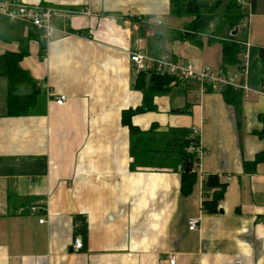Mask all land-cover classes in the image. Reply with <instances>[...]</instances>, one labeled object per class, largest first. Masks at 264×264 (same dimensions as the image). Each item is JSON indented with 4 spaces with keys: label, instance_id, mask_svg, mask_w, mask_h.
Returning a JSON list of instances; mask_svg holds the SVG:
<instances>
[{
    "label": "crops",
    "instance_id": "obj_1",
    "mask_svg": "<svg viewBox=\"0 0 264 264\" xmlns=\"http://www.w3.org/2000/svg\"><path fill=\"white\" fill-rule=\"evenodd\" d=\"M0 2L71 12L44 55L34 27L0 14V55L19 52L23 39L21 65L40 90L31 114L10 116L0 74V264H170L172 257L175 264H264V161L245 168L264 152V0L248 6L235 29L243 70L223 65V37L208 43L211 34H200L202 44L176 37L191 16H178L187 25L163 35L165 21L177 16L170 0ZM164 39L173 41L172 52ZM135 51L224 69L248 88L236 109L221 91L181 81L155 96L154 110L132 116L142 130L198 129L204 153L187 196L179 171L132 168L122 115L143 103ZM59 95L67 97L63 105ZM211 173L227 183L216 213L202 206L203 177ZM191 217L200 218L195 230ZM77 238L83 246L75 251Z\"/></svg>",
    "mask_w": 264,
    "mask_h": 264
},
{
    "label": "trees",
    "instance_id": "obj_2",
    "mask_svg": "<svg viewBox=\"0 0 264 264\" xmlns=\"http://www.w3.org/2000/svg\"><path fill=\"white\" fill-rule=\"evenodd\" d=\"M171 11L177 16H191L193 19L183 32L176 36L182 40H189L202 44L199 35L209 33L208 43L223 37L222 62L224 66L238 65L243 70L241 40L237 38L235 29L242 24L247 13L238 0H230L225 14L218 17L219 3L201 0H170ZM255 0H251V5ZM231 32V34H230ZM234 33V34H232ZM19 52H5L0 55V74L8 81L7 108L10 116H24L33 112L37 104L40 90L37 82L21 65L28 54V48L20 39ZM42 55L46 52V45L41 46ZM260 57L264 60V47L260 49ZM181 81L169 75L139 72L135 88L143 93V103L136 109L123 112L122 122L128 126L130 135V152L133 157L132 168L136 166H154L171 168L181 174V193L185 196L192 193L198 181V165L204 150L199 135H192V130L169 129L158 130L153 125L149 130H142L135 126L131 119L135 114L155 109L154 98L174 91ZM29 87V93L21 92L22 87ZM226 102L236 109L240 107L242 91L225 86L221 90ZM185 109L183 112H187ZM264 119V118H263ZM264 131H262L263 134ZM264 161V152L257 153L254 160L245 163L248 171H253L256 165ZM203 210L207 213L219 211L220 201L224 198L227 183L218 174H207L203 177Z\"/></svg>",
    "mask_w": 264,
    "mask_h": 264
},
{
    "label": "built area",
    "instance_id": "obj_3",
    "mask_svg": "<svg viewBox=\"0 0 264 264\" xmlns=\"http://www.w3.org/2000/svg\"><path fill=\"white\" fill-rule=\"evenodd\" d=\"M247 10L251 5V0H238ZM69 11L46 6L29 4H15L8 2H0V14L5 16L10 21H18L31 25L38 33V39L41 44L46 45L54 39L58 31V22L70 16ZM131 61L135 65L138 72L156 73L159 75H169L180 81L194 80L200 82L202 86L207 85L213 90L221 91L225 86H232L233 88L245 91L246 85L240 84L235 80L234 76L229 75L224 69H214L209 66L197 68L195 64L189 60L176 59L170 53H164L159 56H152L141 51L131 53ZM49 90V89H48ZM50 92V91H49ZM67 97L59 95L56 98L58 105H63ZM197 128L192 129V135H198ZM33 211L37 207H32ZM44 219H40L42 223ZM200 224L199 217H191L188 220V227L190 230H195ZM83 243L80 239H75L73 249L78 251L82 248ZM170 264H175V257L170 259Z\"/></svg>",
    "mask_w": 264,
    "mask_h": 264
},
{
    "label": "rangeland",
    "instance_id": "obj_4",
    "mask_svg": "<svg viewBox=\"0 0 264 264\" xmlns=\"http://www.w3.org/2000/svg\"><path fill=\"white\" fill-rule=\"evenodd\" d=\"M202 1H204V0H202ZM209 1L212 3H219V6L217 8V13H224L226 11V8H227V3L230 0H209ZM186 23H187V18L175 16L170 21H165V24L163 27L160 28V31L163 34L165 32L164 31L165 28H168L170 26H175L177 28H181V27L187 25ZM179 42L182 43V41H179ZM163 49L168 51V52H172L173 51V41L170 39H164Z\"/></svg>",
    "mask_w": 264,
    "mask_h": 264
},
{
    "label": "water",
    "instance_id": "obj_5",
    "mask_svg": "<svg viewBox=\"0 0 264 264\" xmlns=\"http://www.w3.org/2000/svg\"><path fill=\"white\" fill-rule=\"evenodd\" d=\"M236 32H237V30L234 31V33H236Z\"/></svg>",
    "mask_w": 264,
    "mask_h": 264
}]
</instances>
